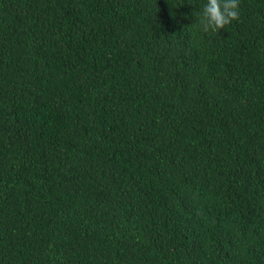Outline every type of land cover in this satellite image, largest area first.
I'll use <instances>...</instances> for the list:
<instances>
[{"label": "trees", "instance_id": "1", "mask_svg": "<svg viewBox=\"0 0 264 264\" xmlns=\"http://www.w3.org/2000/svg\"><path fill=\"white\" fill-rule=\"evenodd\" d=\"M0 0V264H264V0Z\"/></svg>", "mask_w": 264, "mask_h": 264}, {"label": "clouds", "instance_id": "2", "mask_svg": "<svg viewBox=\"0 0 264 264\" xmlns=\"http://www.w3.org/2000/svg\"><path fill=\"white\" fill-rule=\"evenodd\" d=\"M240 0H206L199 15L202 32L219 33L226 25L239 19Z\"/></svg>", "mask_w": 264, "mask_h": 264}]
</instances>
